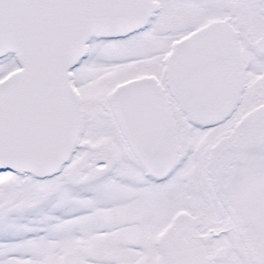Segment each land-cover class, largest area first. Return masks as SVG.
I'll return each mask as SVG.
<instances>
[{
  "label": "snow or ice",
  "instance_id": "snow-or-ice-1",
  "mask_svg": "<svg viewBox=\"0 0 264 264\" xmlns=\"http://www.w3.org/2000/svg\"><path fill=\"white\" fill-rule=\"evenodd\" d=\"M0 264H264V0H0Z\"/></svg>",
  "mask_w": 264,
  "mask_h": 264
}]
</instances>
